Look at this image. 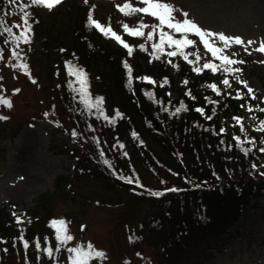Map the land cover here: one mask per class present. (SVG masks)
Instances as JSON below:
<instances>
[{"label":"trees","instance_id":"obj_1","mask_svg":"<svg viewBox=\"0 0 264 264\" xmlns=\"http://www.w3.org/2000/svg\"><path fill=\"white\" fill-rule=\"evenodd\" d=\"M69 4V15L74 16L72 32L77 40L72 47L79 53L60 60L65 66L61 63L58 70L52 69L58 80L52 97L61 124L50 113L46 114L72 142L69 154L76 160V174L59 176L56 189L74 186L79 179L101 181L106 176L138 200L145 198L162 208V214L146 217L150 233L147 236L145 233V242L159 250L158 261L152 264H200L247 208L264 197V134L248 131L244 126L230 127L244 104L248 103L257 120L262 121L264 113L257 110L251 98L235 99L221 87L204 89L211 73H195L194 67L181 56L172 58L170 65L164 57L163 45L154 41L148 45L129 36L126 38L131 53L113 45L89 23L88 0L80 4L71 0ZM21 6L31 14L32 29L25 33L30 42L4 43L12 37L7 33L0 35L3 56L8 54L7 47L17 52L19 46L22 48L19 55H24L20 60L26 59L23 51L34 35L43 31L44 25L41 6L31 5L29 0H16L15 4L0 0V24L12 26L18 35L24 29ZM150 46L153 59L149 61L146 54ZM54 60L58 62L56 57ZM172 66L177 71L176 78ZM77 69L83 75L78 76ZM146 69L153 77L151 82L144 80ZM87 72L96 75L90 77ZM168 89H177L178 97L172 99L165 93ZM98 97L103 98L102 114L85 103L95 105ZM181 104L183 108L176 112ZM197 108L201 111L197 112ZM104 141L111 152L117 153L115 158L106 151ZM124 157L129 159L131 169H136L135 162L141 160L147 172L169 171L171 174H167L178 183L162 190L149 188L136 181V175L140 176L136 170L125 167V163L119 165L122 163L119 158ZM129 178L133 183L127 182ZM52 193H43L35 209L45 205ZM37 210L35 217L24 220L11 218L8 208L0 207V253L11 245L23 256L34 254L33 259L44 254L62 227L54 225L53 218L40 227ZM130 238L133 240L132 235ZM38 242L40 250L36 247Z\"/></svg>","mask_w":264,"mask_h":264},{"label":"rangeland","instance_id":"obj_2","mask_svg":"<svg viewBox=\"0 0 264 264\" xmlns=\"http://www.w3.org/2000/svg\"><path fill=\"white\" fill-rule=\"evenodd\" d=\"M70 1L60 0L51 9L40 7L43 31L37 32L23 51L26 59L13 58L12 50H15L10 47H7V56H2V59L0 57V98L10 101L12 105L9 108L0 100V116L7 117L0 120V207L8 208L13 219H32L35 217L34 211L37 210L35 208L39 197L43 193L53 192L46 204L37 210L38 225L44 227L48 220L62 218L65 224L61 226V234L66 230V234L73 239L57 254L58 241L53 238L49 246L53 249V256L49 257L44 251L41 257L35 259L34 254L26 257L11 245H6L0 253L2 264H70L66 248L83 246L84 251H88L89 245L93 251L103 252L104 257H93L87 264H152L158 261L159 250L145 242V233L146 236L150 233L146 226V217L162 214L159 205L145 198L138 200L106 176L101 181L79 179L74 186H67L60 191L56 189L55 182L59 176L76 174V160L69 154L73 144L63 128H56V123L46 114L50 113L58 121L52 97L58 80L52 75V69L58 70L60 64H64L60 60L79 53L72 47V43L77 40L72 32L74 16L69 15ZM77 1L79 4L84 3V0ZM152 2L170 4L175 10L173 15L177 18L182 19L183 14L187 13V18L203 30L239 37L243 43H233L214 56L204 47L203 41L192 33L176 32L166 24L161 25L149 13L120 10L125 4L133 8L147 7L143 0H88L87 13L105 29L101 31L93 24L96 32L117 47L125 48L127 44L123 38L126 34L149 45L153 41L158 44L162 39L161 33H165L164 37L169 41L165 52L167 59H170L172 55L169 53L175 52L176 48L175 44H170L169 37L171 40L175 36L182 41L191 39L192 44L188 45L191 52L182 56H191L200 70L203 63L212 64V68H203L213 74L206 87L221 85L229 88L236 99L255 97L259 111L264 112V52L257 51L260 44L264 43V0ZM140 24L145 27L139 28ZM125 25H128L127 31ZM134 26L143 35H133ZM109 28L112 31H107ZM149 35L151 39H148ZM116 36L120 39H116ZM248 41L253 43L249 44ZM209 43H215L218 48L223 47L216 38ZM21 49L16 46L17 52ZM65 54L67 56L63 57ZM196 54L200 56L199 60L196 59ZM146 55L150 61L152 56ZM223 56H228L237 63L225 65ZM55 57L58 59L57 63ZM76 64L84 69L79 62ZM225 68L231 70L225 71ZM87 74L91 77L95 73ZM150 74L148 69L143 73L144 76ZM224 79H228L232 86L223 85ZM167 94L175 99L179 92L177 89H169ZM235 123L238 127L245 124L260 134L264 132V125L256 121L247 105L241 108ZM233 126L234 123L230 125ZM103 145L115 158L114 154L117 153L110 151L108 142L104 141ZM119 160L122 161L119 165L125 163V167L136 170L140 174L136 175V181L149 188L162 190L178 183L167 174H171L169 171L161 170V174L147 172L141 160L140 163L135 162L136 169H131L128 158ZM200 264H264V197L245 211L234 228L222 236L218 245L210 249L209 255Z\"/></svg>","mask_w":264,"mask_h":264},{"label":"snow or ice","instance_id":"obj_3","mask_svg":"<svg viewBox=\"0 0 264 264\" xmlns=\"http://www.w3.org/2000/svg\"><path fill=\"white\" fill-rule=\"evenodd\" d=\"M31 5H36V6H42L44 8H48L51 9L52 7H54L56 4L60 3V0H29ZM10 4H15L16 0H9ZM143 3L147 4V7L144 8H133L131 5L129 4H125L123 6V8H121L120 10L123 12L124 9H129L130 12H145V13H149L151 16L156 17L161 25H167L169 28L173 29L176 32H183L185 34L187 33H192L193 35L199 37L200 41H203L204 47L207 48L209 51L212 52V54L215 56L217 55V53L222 52L224 49H227L230 47L231 44L235 43L237 45L243 43L241 41V39L239 37H229L226 36L223 33H213L207 30H203L201 27H199L195 22H193L192 20L187 18V13L183 14V18L179 19L176 16L173 15V12L175 11L174 8L172 7V5L167 4V3H154L152 2V0H143ZM20 12L23 13V25H24V29L20 31V33L18 35L14 34L13 32V27L12 26H6L3 24H0V35H3L4 33H7V35L9 37H12L11 41H4V43H12V44H16L19 45V43L21 41H23L24 43H29V39L26 36V31H31L32 29V25L29 22L31 19V14L27 11L24 10V7L21 6L20 8ZM126 15L128 13H125ZM89 23L90 24H95V27L100 29L101 31H105V29L101 28L100 24L96 23L91 16H89L88 18ZM14 27L16 28H20V25H15ZM139 28H144L145 25L144 24H140L138 26ZM125 31L128 30V25L124 26ZM107 31H112L111 28L107 29ZM133 35L136 36H140L143 35V32L136 30V27L134 26L133 31H132ZM113 35H115V33L113 32ZM164 35H166L165 33H161V36L163 37ZM151 35L148 36V39H151ZM213 38L218 39L223 47L222 48H218L215 43H209L210 40H212ZM116 39H120L119 36H116ZM170 40V44H176L178 43L177 41L171 40V38L169 37ZM184 45H191L192 44V40L191 39H185L182 42ZM249 44L253 43L252 41H248ZM125 47H127V45H125ZM258 52H264V43L260 44V47L257 49ZM129 53H131V49H129ZM183 55V53H181ZM195 54V53H193ZM13 58H19V52H13ZM169 55H176L175 52L169 53ZM233 55H235V53H233ZM3 56V49L0 48V57ZM185 59H188V57L185 55L184 56ZM157 59H159V56H157ZM196 59L199 60L200 56L198 54H196ZM224 64L225 65H232V64H236L237 61L229 59L228 56H223L222 57ZM240 63H242V61H240ZM23 67H27V65H23ZM212 64L205 62L203 63V68H212ZM223 67V65H222ZM231 69L229 68H225V71H230ZM77 75L81 76L83 75V73L77 69ZM196 71H200L199 68L196 69ZM213 71H215V69H213ZM236 71H239V68L236 69ZM223 85L231 87L232 85H230L229 80L228 79H224L223 80ZM81 86L83 87V82H81ZM211 87L213 89H215V85H211ZM248 91L251 93V89L249 88ZM82 97L84 95V93H81ZM239 95V94H237ZM253 99H255V97H253ZM0 100H2V102L4 104H6L9 108L12 106L11 102L8 100H3V98H0ZM103 102V98L102 97H98L96 99L95 105L85 102L86 103V107H88L89 109H91L92 107H96L97 112H100L102 114V110L100 108V105ZM181 108H183V104H181V106L179 108L176 109V112L181 111ZM251 110V108H250ZM197 112H200L201 109L197 108L196 109ZM262 111H264V109H262ZM118 115V113H117ZM7 117L5 116H0V120L6 119ZM210 118V117H209ZM108 117H105V120H107ZM73 136L76 135V132L72 133ZM135 135V134H134ZM237 140H239V137H237ZM121 148H123L124 146L121 144L120 145ZM101 156L104 155L103 152L100 153ZM104 163L106 165H108L109 167H112L111 164H109L108 160H105ZM127 182L129 184L133 183L132 179L129 178L127 180ZM197 187H199V185H197ZM170 190V188H169ZM59 224L61 226H63L65 224L64 220H60V221H53V224ZM47 238H45L46 240ZM73 238L70 235L66 234V230L64 232V234L62 235L60 230L57 231L56 234V240L58 241L57 245H56V253L58 254L61 250L62 247H64L68 241H71ZM37 250H40V244L39 242L36 245ZM24 248L25 250L28 249V243L25 242L24 243ZM44 251L47 253V255L49 257L53 256V249L51 247H46L44 249ZM66 251L69 253L67 259L70 261V264H87V261L93 259V257H99L101 259H103L104 257V253L103 252H98V251H93L91 248V245L88 246V251H84V247L83 246H77V247H68L66 248Z\"/></svg>","mask_w":264,"mask_h":264}]
</instances>
